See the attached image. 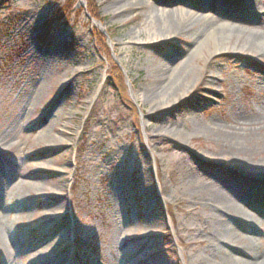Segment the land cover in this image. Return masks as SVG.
Masks as SVG:
<instances>
[{
  "label": "rangeland",
  "instance_id": "obj_1",
  "mask_svg": "<svg viewBox=\"0 0 264 264\" xmlns=\"http://www.w3.org/2000/svg\"><path fill=\"white\" fill-rule=\"evenodd\" d=\"M199 2L0 0V264L11 251L17 264H35L32 254L54 240L57 248L36 264L55 256L59 264H151L155 253L165 264H214L211 240L200 233L209 213L199 202L203 182H212L209 173H242L218 134L235 135L231 143L248 148L249 160L263 158L264 129L235 127L230 106L254 116L264 104V80L257 83L264 26L253 28L264 18V0H256L257 13L230 2L231 23L244 32L216 39L219 46L251 43L247 50L211 56L210 42L188 76L152 95L156 79L147 73L167 58L180 63L195 39L168 31L159 10ZM217 9L194 14L223 20ZM193 163L196 173H187ZM228 224L248 237L242 223ZM126 226L139 230L118 235ZM144 226L155 240L141 250L152 239L140 233ZM253 237L263 245L264 228Z\"/></svg>",
  "mask_w": 264,
  "mask_h": 264
},
{
  "label": "bare ground",
  "instance_id": "obj_2",
  "mask_svg": "<svg viewBox=\"0 0 264 264\" xmlns=\"http://www.w3.org/2000/svg\"><path fill=\"white\" fill-rule=\"evenodd\" d=\"M230 2L248 5L255 13L259 12L256 0H200L197 5H190L191 7H188L189 10H183L181 8L172 11H165L164 9L159 10L160 13L165 14V23L168 31L173 32V34L176 35H179V33L187 34L190 36V38L193 39L195 37V39L192 42L190 52L187 53L188 55L180 63H173L167 58L165 60L164 66H158L159 62H157L155 69L153 68L151 72L147 73L148 76H150V74H154L156 79V83L150 90L152 95H154V93L164 94L167 90H169L171 84L178 77L188 76V73L185 74L186 68L193 60L196 53H198L203 46L210 42H212L214 49L211 56L222 54L224 52L238 53L245 50V48L247 50V47L251 46V43H245L244 41L242 46L240 44V46L236 45L235 42H229L225 46H219L216 43V39L219 36L224 37L226 34L232 35L234 33L243 31L239 26L231 23L233 16L227 10L228 4H230ZM214 7H218L217 10L219 13H221V15L218 13L220 17L224 15L222 17L223 20H220L215 16H200L194 14L195 12H203V14H206L208 10H212ZM177 13L179 16L175 17ZM261 21L262 23H259L258 26L255 25L253 28L264 26V18H261ZM169 64L172 66L175 64V66L171 69ZM210 78H212L210 75L208 77H204L203 84L201 86L206 88V85L211 83ZM262 80H264V78L258 77L257 83H261ZM172 99L173 104L179 103L182 99V95L175 98L169 96L165 100L164 104L167 105ZM234 107V105L230 106L231 120L235 127L246 129L249 132L254 130L260 132L264 129L263 103L260 104V108L262 109L261 112L254 116H246L241 114L236 111ZM181 118H184V115L183 117L181 116ZM181 118L180 116L177 117L178 120ZM218 135H221L224 141L227 142V145H224V148L227 150V152L234 153V158L241 165L239 168L242 169V173L240 172L241 174H236L234 171L228 172L229 170H224V174H220L219 172L209 173V177L212 178V182H203L204 191L202 195L199 196V202L202 209L205 207H208L209 209L208 215L203 218V223L201 222L200 233L204 234L211 240V243L207 248L213 256L214 264H235V259H239L238 261H240L242 257L244 260L241 261H247L248 263L244 262L247 264H264V242L261 243L263 245L257 244V246H255L253 237L256 235V232L262 233L264 228V182H256L247 178V176L264 177V152L260 151L261 156H263L262 159L254 161L253 159L258 157L254 156V153L253 155L251 154L252 158L249 160L247 157L250 156V153L247 151L248 148H242L239 145H234L231 143L234 139H236L235 135H224L222 133H219ZM3 149L4 148L1 147L0 143V151ZM195 161L198 160L195 158ZM195 166L196 163H193L191 166L186 165L185 170L187 173L194 174L198 168V166ZM35 168L38 167L35 166ZM125 191L126 188L123 186V188H121V197L123 199H127V193ZM151 203H156V199L152 198ZM197 205L199 204H194L192 210L193 212L197 210ZM228 221L242 223L245 227V232L249 234L248 237L244 236L243 233L241 234L232 230L229 227ZM126 227V230L123 232H121V228L117 227L118 235L125 237L135 234L136 230H139H130L128 226ZM152 228V226H144L141 229L140 233H142L144 237L152 238L149 242L141 246V250L145 249L146 247L151 248L154 245L155 234L151 231ZM45 235H49L47 231L45 232ZM235 239L242 240L245 243L243 247H235L233 244V240ZM55 241L56 240L49 243L47 242L41 249L35 251L31 257L32 259L36 258L33 263L36 264L39 262L40 258L43 256H49L50 252L55 250L58 246L56 245L57 243H55ZM2 243H4V239L0 235V245H2ZM222 243L228 245L233 254H238L239 257H241H234L229 252V250L227 251L223 249V247L220 246ZM154 255L152 257L153 259H149V263L165 264V261H162L156 257V253ZM57 257L58 256L52 258L53 260L49 261V264H59L61 259L60 257ZM3 264H17L14 261V252L11 251L7 255Z\"/></svg>",
  "mask_w": 264,
  "mask_h": 264
}]
</instances>
